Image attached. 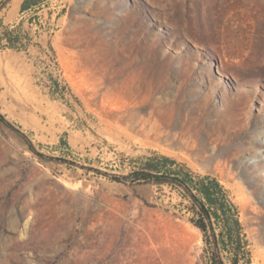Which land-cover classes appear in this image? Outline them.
Wrapping results in <instances>:
<instances>
[{
  "label": "rangeland",
  "instance_id": "rangeland-1",
  "mask_svg": "<svg viewBox=\"0 0 264 264\" xmlns=\"http://www.w3.org/2000/svg\"><path fill=\"white\" fill-rule=\"evenodd\" d=\"M22 2L0 0L32 37L0 47L24 133L0 121V264H203L177 193L122 178L153 152L222 181L264 264V0Z\"/></svg>",
  "mask_w": 264,
  "mask_h": 264
},
{
  "label": "trees",
  "instance_id": "trees-1",
  "mask_svg": "<svg viewBox=\"0 0 264 264\" xmlns=\"http://www.w3.org/2000/svg\"><path fill=\"white\" fill-rule=\"evenodd\" d=\"M45 2L23 0L21 12L33 10L36 13ZM31 39V32L23 27V20L14 26L2 23L0 47L24 50ZM0 121L16 129L1 112ZM30 145L33 147L31 141ZM136 163L133 170L122 178L135 183L168 186L177 193L178 204L189 213V220L202 233L203 264L252 263L240 206L217 176L195 171L187 163L158 152L139 158Z\"/></svg>",
  "mask_w": 264,
  "mask_h": 264
},
{
  "label": "bare ground",
  "instance_id": "bare-ground-1",
  "mask_svg": "<svg viewBox=\"0 0 264 264\" xmlns=\"http://www.w3.org/2000/svg\"><path fill=\"white\" fill-rule=\"evenodd\" d=\"M217 154H219V152L217 153ZM202 159H204V160H208V161H213V160H215L216 159V155L215 154H212V156H209L208 158H202Z\"/></svg>",
  "mask_w": 264,
  "mask_h": 264
}]
</instances>
